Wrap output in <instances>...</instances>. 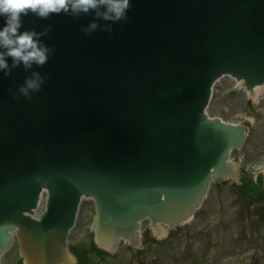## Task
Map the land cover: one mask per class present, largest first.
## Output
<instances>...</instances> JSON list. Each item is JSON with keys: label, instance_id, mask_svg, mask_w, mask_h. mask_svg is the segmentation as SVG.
Returning a JSON list of instances; mask_svg holds the SVG:
<instances>
[{"label": "water", "instance_id": "obj_1", "mask_svg": "<svg viewBox=\"0 0 264 264\" xmlns=\"http://www.w3.org/2000/svg\"><path fill=\"white\" fill-rule=\"evenodd\" d=\"M128 17L22 18L53 53L0 72V264L15 240L20 264H80L68 239L82 199L96 205V249L114 255L122 242L143 247L146 220L157 242L188 223L212 182L246 188L230 157L248 127L207 109L225 77L253 105L264 93V0H132ZM33 72L43 89L15 99Z\"/></svg>", "mask_w": 264, "mask_h": 264}, {"label": "rangeland", "instance_id": "obj_2", "mask_svg": "<svg viewBox=\"0 0 264 264\" xmlns=\"http://www.w3.org/2000/svg\"><path fill=\"white\" fill-rule=\"evenodd\" d=\"M208 114L213 119L249 126L247 142L233 158L241 160L247 178L259 182L264 170V97L251 105L248 95L237 90L233 79L225 78L214 88ZM94 207L92 201L83 202L69 239L71 246L86 253L87 264H264V196L249 191L241 195L227 182L214 184L195 218L177 226L161 245H153L149 223L145 222V247L138 251L122 244L113 257L99 254L93 246L89 228ZM43 209L42 204L38 215ZM19 263L15 243L5 253L2 264Z\"/></svg>", "mask_w": 264, "mask_h": 264}, {"label": "clouds", "instance_id": "obj_3", "mask_svg": "<svg viewBox=\"0 0 264 264\" xmlns=\"http://www.w3.org/2000/svg\"><path fill=\"white\" fill-rule=\"evenodd\" d=\"M131 7L132 0H0V21L3 22L0 27V72L10 76L12 69L21 65L25 69H30L33 65L43 66L48 62L49 54L53 53V49L39 39L46 32L20 31L23 27L22 18L29 12L41 19H47L52 14L79 16L95 11L96 15L105 21L118 23L128 20ZM98 27L96 22H92L84 32L91 35ZM106 30L113 31L111 25H108ZM9 57L12 60L11 66ZM45 83L44 76L33 72L13 96L17 100L21 97L30 100L43 89Z\"/></svg>", "mask_w": 264, "mask_h": 264}]
</instances>
